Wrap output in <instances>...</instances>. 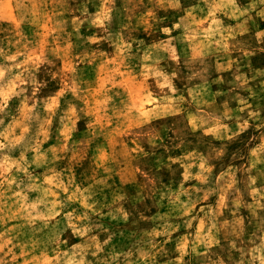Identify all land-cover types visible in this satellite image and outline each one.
Listing matches in <instances>:
<instances>
[{
    "label": "rangeland",
    "instance_id": "obj_1",
    "mask_svg": "<svg viewBox=\"0 0 264 264\" xmlns=\"http://www.w3.org/2000/svg\"><path fill=\"white\" fill-rule=\"evenodd\" d=\"M0 264H264V0H0Z\"/></svg>",
    "mask_w": 264,
    "mask_h": 264
}]
</instances>
